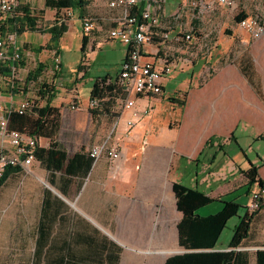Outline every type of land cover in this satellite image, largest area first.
<instances>
[{
    "label": "crops",
    "instance_id": "0c3cea01",
    "mask_svg": "<svg viewBox=\"0 0 264 264\" xmlns=\"http://www.w3.org/2000/svg\"><path fill=\"white\" fill-rule=\"evenodd\" d=\"M45 1L39 10L31 3L26 4L33 14L42 11L45 21L49 22L43 29L48 36L45 43L49 44L52 36L47 30L54 26L57 11L46 8ZM109 1L94 0L83 17L77 10H71L73 16L67 22L68 31L60 39L57 49H44L40 53L44 56L39 58L40 62H44L39 63L44 68L41 74L46 71L53 78L47 82L41 79V75L36 81L27 80L28 84L34 83L36 86L35 98L39 107H45L48 103L47 98L42 99L38 95L41 85L52 86L55 95L49 106L57 109L55 116H58L50 118V126L45 132H53L56 125L57 128L53 136L43 134L37 137L38 148L49 149L55 143L68 153V160L59 170L47 169L38 160L32 163L28 172L31 176L26 181V191L31 197L27 210L66 211L67 224L59 227L58 247L60 256L64 254L72 264H165L168 258L187 252L179 244L178 224L183 214L177 208L173 191L175 183L197 188L217 200L211 204L216 206L211 211H198L200 216L207 217L223 209L219 199L240 202L246 198L245 207L248 208L252 193L258 189L256 184L247 194L248 180L244 172L250 169L251 164L259 167V176L264 180V159L260 156L251 159L246 153L240 154L245 150L243 141L236 136L241 127L249 128L251 139L246 142L247 145L250 141L264 142V37L252 40L244 32L237 35L227 32L226 36L204 32L197 35L194 46L163 44L159 35L165 30L173 34L182 30H200L192 9L184 10L179 19L172 18L180 3L170 5L166 0L161 24L156 30L158 36L154 44L146 46L145 53L153 56L158 52L161 57L168 51L176 54L179 64L182 59L189 63L185 66L180 64L169 76L162 95L148 99L140 97L136 101V109L114 117L112 111L90 109L91 92L96 82L105 78L115 79L128 53L127 45L108 39L110 29L117 26V19L121 15L119 9L109 6ZM145 1L141 0L139 6ZM222 11L227 12L223 8ZM64 12L68 11L63 10L60 15ZM85 18L95 20V28L89 35H85L82 28ZM5 19L8 27L12 17ZM71 26L74 28V38L79 37L77 31L80 27L82 38L87 36L89 39L80 60L84 59L87 65L82 62L74 69L66 70L62 40ZM36 32L39 31H32ZM207 41L217 47L210 54L204 48ZM244 41L249 44H244ZM17 43L24 60L25 51L29 56L31 50L28 49L32 46L22 45L18 37ZM32 43L35 44L34 41ZM105 46L113 49L119 47L121 51L122 58L116 74L98 73L92 76L95 59L101 57L97 49ZM41 47L44 46L39 45L32 50L37 52ZM231 53L233 61L219 63L224 60L223 57H230ZM56 55L61 57L58 68L54 60ZM51 57L54 64L49 59ZM25 63L23 66L20 62L21 71L27 69L28 62ZM176 72L192 73L191 90L183 108L190 113L186 121L177 119L176 127H171L170 121L169 125H159L155 118L147 119L141 112L148 106L155 108L158 103L169 100L166 94L170 82L175 80ZM8 74L2 72L0 92L4 96L5 106L16 110L22 101L18 100V88L9 86ZM85 91L88 92L86 96ZM194 91H200L201 95L192 112L189 105L191 92ZM26 100L35 101L31 98ZM74 103L79 106L78 110L71 108ZM134 112L140 113L139 118L134 117ZM132 120L137 125L129 129L128 122ZM211 137H217L218 141L212 149L206 150V143ZM108 138H111L112 145L119 146L122 153L119 160L102 158L92 165L86 160H73L76 154L90 152ZM233 146L234 149L231 148ZM0 149L5 152L12 150L10 143L1 135ZM204 149L201 161L196 163ZM228 173L233 176L231 192L227 190ZM189 174L190 181L186 185L183 182ZM11 178L18 179L16 176ZM159 211L169 214L170 223L164 224ZM263 221L264 208L255 219V222ZM261 227L262 232H258L249 247L245 248L251 254L250 264H257L256 251L264 249V236L259 241L260 235L264 234V225ZM61 249H64V253ZM229 250L230 244L221 242L220 237L215 251Z\"/></svg>",
    "mask_w": 264,
    "mask_h": 264
},
{
    "label": "trees",
    "instance_id": "16d2710c",
    "mask_svg": "<svg viewBox=\"0 0 264 264\" xmlns=\"http://www.w3.org/2000/svg\"><path fill=\"white\" fill-rule=\"evenodd\" d=\"M26 0H21L15 17L8 21V30L10 32H17L19 34L24 33L27 30L44 32L43 29H39V17L34 16L32 9L29 5L25 4ZM94 0H46V8H50L57 11L56 21L53 27L47 30L51 34V43L45 47H41L37 52L41 50L57 49L59 40L68 31L67 20L69 18L60 17V13L63 10L75 11L77 10L81 16H85L88 6ZM145 4H142L138 9H135L132 15H140L144 10ZM248 15L242 12L236 16V21L240 22ZM64 20V21H63ZM228 34H230V31ZM88 37H83V52L86 51L88 44ZM25 60H21V65H25ZM44 68L42 64L31 71L28 80H38L42 75ZM2 72L9 73V68H4ZM110 78L101 79L96 82L91 92V99H98L100 106L97 109H101L105 112H113L114 117L119 116L117 112V105L120 99L126 97L125 92L117 85L116 81L109 82ZM40 98H47L48 103L45 107H39L37 101H32V108L27 110L25 114H20L17 111H12L10 114V126L12 129H17L30 136L40 137L43 134L52 135L57 128H54L53 132L46 133L45 130L50 126V118L53 116L56 118L57 109L50 107L49 104L54 95V89L48 84L41 85L38 92ZM169 101L172 104L178 105L184 108L187 104L186 97H170ZM93 111V110H92ZM56 120V119H53ZM58 122V120H57ZM232 138L234 136L232 135ZM218 141L217 137H211L206 143V150L212 149L215 142ZM223 148L222 146L220 147ZM205 149L200 156L195 160L196 163L201 161ZM36 160L40 161L47 169L59 170L63 162L68 160L67 151L59 148L55 143H52L49 149L37 148ZM73 160H86L92 165L95 159L91 156L90 152L83 154H76ZM27 172V171H26ZM25 173L20 167H9L0 178V194L3 188L7 185V182L11 177H18ZM248 180V193L252 188L258 184L260 187H264V180L259 176V167L251 164L250 169L244 172ZM173 191L177 200L178 211L183 214V218L178 224L179 232V244L181 247L187 250L186 253L175 255L167 259L165 264H250L251 254L245 250L249 247L251 241L257 235L254 231L255 219L258 213L264 208V205L259 211L251 213L248 208L247 212L240 216V209L243 207L236 200L219 199L223 204V209L213 215L203 217L198 214V211L217 200L211 198L205 192L195 188H189L181 183H175L173 185ZM66 211H39L38 223L36 226V234L38 235V259L36 264H72L66 260V256L62 254L60 256L59 247L54 245L53 242L59 235L58 230L60 225H66ZM239 216L240 221L234 228L233 238L230 243V250L225 252L215 251V248L220 240V237L227 227L228 222ZM264 247V246H263ZM45 249L48 253H45ZM64 253V249H61ZM44 253V254H43ZM44 255V256H43ZM46 257V259H45ZM257 264H264V249H258L256 251Z\"/></svg>",
    "mask_w": 264,
    "mask_h": 264
},
{
    "label": "built area",
    "instance_id": "2783aa9c",
    "mask_svg": "<svg viewBox=\"0 0 264 264\" xmlns=\"http://www.w3.org/2000/svg\"><path fill=\"white\" fill-rule=\"evenodd\" d=\"M165 3L166 0H146L144 10L140 15H132L133 11L140 7L141 0L109 1V6L112 9H119L121 15L117 19V26L110 29L108 39L120 41L128 46L127 57L120 65L117 77L109 80V82L116 81L126 94L124 99L118 101L117 112L119 114L136 109V101L140 97L148 99L162 95L169 76L179 68L180 64L189 63V61L182 59L179 64L176 54L168 51L161 57H159L158 52L153 56L145 53L146 46L154 44L156 36H158L156 30L160 27L161 13ZM19 6L18 0H0V77L3 69L9 68L7 79L12 89H16V83L22 82L20 79L22 54L17 43V34L7 29L5 18L14 16ZM188 8L196 14V19H201L204 15L217 11L218 8H223L236 16L242 13L237 0H183L172 18L179 19L182 12ZM72 14L71 11L67 12V16H72ZM64 18L66 17L64 16ZM238 26L252 40H259L264 37V18L260 15H248L238 22ZM82 27L85 35H89L95 28V20L93 18L83 19ZM159 36L163 44L171 43L180 47L184 45L194 46L197 40L195 29L189 32L182 30L175 34L165 30ZM243 43L249 44L247 41ZM213 47L214 45L209 41L204 44L208 54L212 52ZM54 60L58 68L61 64V57L56 55ZM85 64L84 62L83 65ZM32 104L31 100H25L18 109H8L5 106L4 96L0 92V135L12 147L9 152L0 149V178L3 177L9 167H20L29 172L32 163L36 160L38 139L10 127L12 111L25 114L27 110L32 108ZM99 106L100 101L98 99L90 100V109H97ZM71 108L78 110L79 106L74 103ZM151 111L152 107L148 106L141 114L149 115ZM138 114L140 113L134 112L136 119L139 118ZM136 125V121L128 122L129 129H133ZM90 154L95 161L102 158L116 161L122 157L119 146L111 144V138L93 147ZM263 205L264 187L258 185V189L251 195L248 210L253 213L259 211Z\"/></svg>",
    "mask_w": 264,
    "mask_h": 264
},
{
    "label": "rangeland",
    "instance_id": "374dc122",
    "mask_svg": "<svg viewBox=\"0 0 264 264\" xmlns=\"http://www.w3.org/2000/svg\"><path fill=\"white\" fill-rule=\"evenodd\" d=\"M21 4V0H18ZM43 1L45 0H26L24 3H31V5L35 6L38 10L43 5ZM108 2V0H105ZM239 3L240 11L246 13L247 15H260L264 18V0H237ZM183 0H169L170 5L181 3ZM222 11V8H218L217 11L204 15L201 19H197L200 25V30L196 31V36L199 33L209 32L214 33L215 36H223L227 35V31H230L232 35L242 34V30L238 26V22L236 21V15L232 14L231 12ZM15 16V15H14ZM34 16L39 17V28L44 29L48 26V21H45L44 15L42 11L36 12ZM65 16L66 18L71 19L73 16H67V12L61 14L60 17ZM220 16L221 18H218ZM217 17V18H216ZM13 18V16H12ZM67 20V22H68ZM79 26L81 27L80 23ZM78 29V36L74 38V28L71 26L69 29V33L64 37L62 40V44L64 46V66L66 70H72L77 66L78 63L82 64L85 62L82 59V52H83V38L81 36V28ZM83 28V27H82ZM17 34L18 41L22 43V45H30L32 46L28 50H31L30 55L27 56L25 51V62H28V67L26 70H22L20 73V79L22 80L21 83H16V88L19 90L18 100L19 102H24L27 98H31L37 101L36 97V86L34 83L28 84L27 80L31 71L35 70L36 67L39 65L40 62L39 58L41 56L40 53L43 52L41 50L39 53L32 50L33 47H37L39 45H43L44 47L48 44L45 43L47 40V35L44 32H36L32 33L31 30H27L23 34H19L16 31L13 32ZM34 39V40H32ZM32 41L35 42L32 43ZM60 41V40H59ZM51 43V40H50ZM49 43V44H50ZM37 45V46H36ZM59 46V42H58ZM101 49V48H100ZM97 49V53H101V57H96L94 67L92 69V76L97 75L98 73L111 74L114 76L118 69V63L121 61L122 54L117 47L116 49L108 48L107 46L103 47L101 50ZM217 47L212 48V52L216 50ZM218 51V50H217ZM46 53L48 51L46 50ZM45 53V54H46ZM51 55V54H49ZM48 55V57H49ZM233 53H231L230 57H223V61L219 63L231 62L233 61ZM44 59V58H43ZM52 63L54 62L53 57L49 58ZM226 59V60H225ZM54 64V63H53ZM87 65V64H85ZM175 80L170 82L166 97H180L185 98L188 101L189 91L191 90L189 87L191 82V72H185L183 74H178L177 72L174 74ZM53 78L52 74H48L46 71L42 75V80L44 81H51ZM177 78V79H176ZM77 82L79 80H76ZM201 83V82H200ZM68 85L66 84V87ZM87 91H85V96L87 95ZM192 93V100L189 105V109L193 112L195 106L198 102V98L201 95L200 91H194ZM176 95V96H175ZM154 109V110H153ZM189 110V111H190ZM188 113L183 108L178 105L172 104L169 100H164V102L158 103L155 108L152 107V111L149 115H145L147 119L155 118L156 123L159 125H169L168 122L170 121L171 127L177 126L178 121L177 119L185 120L188 118ZM128 135V133H127ZM239 136L243 141L242 147L244 148V152L242 153L240 150V154L244 155L245 153L251 159H258V156L264 159V142H252L247 145V141L251 139V131L249 128L245 129L241 127L239 131L236 133V136ZM116 136V135H115ZM114 138V137H113ZM231 140V138H230ZM229 141V140H228ZM121 144V141L119 142ZM220 144V140H219ZM234 149V146L231 147ZM230 149V148H229ZM91 150V149H90ZM213 153V152H211ZM263 162H260L262 164ZM190 175H187L184 184H188L190 181ZM31 176V173L25 171V173L18 176V179L11 178L8 184L3 188L0 194V264H36L38 259V235L36 234V226L38 223L39 218V211H28L27 210V202L31 199V197L27 194L26 191V181L27 178ZM233 176H230L228 173V179L226 180L227 190L231 192L233 190V186L230 181H232ZM240 182H235L238 184ZM246 198H243L239 203L243 206L240 209L239 215L243 216L247 212L246 206ZM214 205H208L202 210L211 211ZM163 218L164 224L170 223L169 214L166 211H159ZM240 221L239 216L232 218L223 234L221 236V242L230 244L233 238L234 228L238 225ZM263 222H255L254 224V231L260 233L263 229H261ZM262 236L260 235L259 241H262ZM59 239L55 240L54 245H59ZM45 253H48V250L45 249ZM44 254V253H43ZM44 256V255H43ZM46 259V257H45Z\"/></svg>",
    "mask_w": 264,
    "mask_h": 264
}]
</instances>
